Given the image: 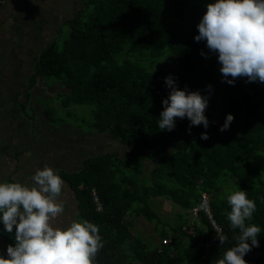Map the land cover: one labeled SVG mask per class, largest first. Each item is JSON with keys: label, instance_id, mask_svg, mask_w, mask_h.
Here are the masks:
<instances>
[{"label": "trees", "instance_id": "obj_1", "mask_svg": "<svg viewBox=\"0 0 264 264\" xmlns=\"http://www.w3.org/2000/svg\"><path fill=\"white\" fill-rule=\"evenodd\" d=\"M205 12L191 0H86L77 17L63 25L69 32H59L61 43L54 41L41 53L36 77L59 80L71 90L62 94L65 108L93 106L91 130L109 134L132 151L123 158L118 153L92 158L80 173L59 174L78 194L81 219L99 227L103 247L95 264H215L239 235L227 220L230 181L235 191H247L255 201L247 223L261 229L260 246L244 259L264 264V183L250 170L252 160L264 153V83L247 78H237L234 85L222 82L216 56L194 39ZM161 59L170 62L160 65ZM169 74L180 89L210 95L207 129L192 126L189 132L185 117L177 119L174 130H159ZM228 114L234 120L221 132ZM205 131L207 140L200 138ZM95 189L103 213L94 202ZM204 194L227 237L224 245L203 213L191 224ZM150 197L169 198L187 214L172 244L155 250L133 235L136 218L159 220ZM191 228L194 237L188 234ZM0 240L14 244L12 235L2 231Z\"/></svg>", "mask_w": 264, "mask_h": 264}, {"label": "clouds", "instance_id": "obj_2", "mask_svg": "<svg viewBox=\"0 0 264 264\" xmlns=\"http://www.w3.org/2000/svg\"><path fill=\"white\" fill-rule=\"evenodd\" d=\"M205 7L194 39L204 42L208 52L216 56L222 82L234 85L237 78H247L248 83H264V0H214ZM164 83L170 92L162 101L159 130L172 131L177 119L185 117L190 121L189 132L192 126L207 129L205 111L210 95L180 89L171 74ZM211 88L207 86L209 91ZM233 120L234 116L228 114L219 130H228ZM200 138L207 140L208 133L202 132ZM31 180L30 185L0 181V231L11 234L14 240L6 256L0 254V264H95L103 247L98 225L83 219L66 225L56 223L64 211L59 200L64 187L61 176L45 165ZM227 204V220L239 235L236 244L225 250L215 264H247L244 257L260 246V227L247 223L256 211V203L240 189L228 192ZM216 237L221 245L227 240L223 234Z\"/></svg>", "mask_w": 264, "mask_h": 264}, {"label": "crops", "instance_id": "obj_3", "mask_svg": "<svg viewBox=\"0 0 264 264\" xmlns=\"http://www.w3.org/2000/svg\"><path fill=\"white\" fill-rule=\"evenodd\" d=\"M85 2L4 0L0 5V181L30 185L35 171L45 165L58 174L72 175L82 172L92 158L131 153L109 134L65 124L56 127L54 110L45 108L46 100L57 92L69 93L63 87L57 89V83L49 91L53 85L36 77L41 53L59 36L62 26L77 17ZM63 181L59 200L64 211L56 223L66 225L81 220V213L76 190ZM7 247L0 240V254L6 256Z\"/></svg>", "mask_w": 264, "mask_h": 264}, {"label": "rangeland", "instance_id": "obj_4", "mask_svg": "<svg viewBox=\"0 0 264 264\" xmlns=\"http://www.w3.org/2000/svg\"><path fill=\"white\" fill-rule=\"evenodd\" d=\"M193 3L197 5H201L205 7L206 4L214 2V0H191ZM63 33H68L69 29L67 27L61 28ZM61 35L54 40L57 44L61 43L62 38ZM53 41V42H54ZM163 60V59H161ZM160 60V65L163 63L170 62V59L163 61ZM154 70L157 69V65L153 67ZM46 84L53 85L48 88L54 90V85L57 83V89H61L62 84L59 80H48L45 79ZM67 93H71V90H64ZM57 92L54 98L47 99L45 108H50V110H54L55 116L54 121L52 122L56 127L61 124L71 125L75 127H81L86 132L92 129V126L95 122V111L94 107L91 105H73L71 107L65 108L62 103L65 100L62 96ZM220 97V94L218 95ZM39 102H43V100H39ZM115 143V141H113ZM119 154V153H118ZM121 157L125 156V152H121ZM119 154V155H120ZM147 168H152L153 165L149 162L145 163ZM137 164H133L132 167L135 168ZM250 170H253L254 173L259 177V179L264 183V153H261L256 158H254L251 162ZM225 189V193L228 195L229 191H235L236 184L235 181H230ZM151 208L153 212L157 214L159 220L155 222H148L144 218H139L135 220V226L133 235L141 240L143 243L147 244L149 250H155L157 248H163V245L170 246L173 242L174 231L180 229V227L184 226L187 223V214L181 210V208L174 205L171 199H167L165 197H150L149 199ZM164 202V203H163ZM190 221V218L188 217ZM168 235L171 238L166 241L164 236Z\"/></svg>", "mask_w": 264, "mask_h": 264}, {"label": "built area", "instance_id": "obj_5", "mask_svg": "<svg viewBox=\"0 0 264 264\" xmlns=\"http://www.w3.org/2000/svg\"><path fill=\"white\" fill-rule=\"evenodd\" d=\"M4 0H0V5L3 3ZM93 197H94V202L98 207V212L103 213L105 211L104 205L101 202V196L100 193L98 192L97 189H95L93 191ZM204 214L210 221L211 223V227L214 230V232L216 234H222V230L220 228V226L218 225V223L215 221L214 215H213V211L211 209L210 206V199L209 196L207 194L203 195L202 198V204L200 207H198L197 209H195L192 213H191V224L194 225L196 221H198L201 218V214ZM188 234L191 236H195L194 233V229L191 228L188 231Z\"/></svg>", "mask_w": 264, "mask_h": 264}, {"label": "water", "instance_id": "obj_6", "mask_svg": "<svg viewBox=\"0 0 264 264\" xmlns=\"http://www.w3.org/2000/svg\"><path fill=\"white\" fill-rule=\"evenodd\" d=\"M132 152V151H131Z\"/></svg>", "mask_w": 264, "mask_h": 264}]
</instances>
